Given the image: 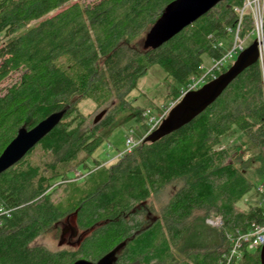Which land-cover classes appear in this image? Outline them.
Returning <instances> with one entry per match:
<instances>
[{"label": "trees", "instance_id": "16d2710c", "mask_svg": "<svg viewBox=\"0 0 264 264\" xmlns=\"http://www.w3.org/2000/svg\"><path fill=\"white\" fill-rule=\"evenodd\" d=\"M69 1L0 0V84L25 68L17 86L0 90V155L21 128L65 111L57 127L0 175V264H73L81 258L96 263L121 244L115 264H223L231 248L229 236L264 224L263 208L238 206L254 187L246 175L251 160L244 159L245 152L258 151L256 173L264 176L258 63L187 125L156 142L141 141L116 164L96 170L90 190L74 184L66 186L71 189L64 198L54 201L52 195L55 184L70 178L79 156L92 157L104 142L97 135L100 126L115 123L110 115L88 127L77 100L92 98L100 105H116L119 112L135 111L145 136V110L132 106L126 96L159 65L175 80L170 98L178 100L191 78L204 73V55L221 56L215 41L227 37L226 27L235 23L234 9L243 0L220 2L157 49L145 48L146 36L174 0L74 4L32 24ZM142 35L143 43L135 44ZM233 129L243 140L224 146L223 137ZM169 186L172 196L154 218L147 201ZM212 213L222 217V228L206 222ZM72 214L79 228L94 229L85 244L96 251L94 258L84 254L74 259L65 251L31 246L47 231L60 235L63 220ZM232 264H261L260 250L246 251Z\"/></svg>", "mask_w": 264, "mask_h": 264}, {"label": "rangeland", "instance_id": "374dc122", "mask_svg": "<svg viewBox=\"0 0 264 264\" xmlns=\"http://www.w3.org/2000/svg\"><path fill=\"white\" fill-rule=\"evenodd\" d=\"M101 0H70L67 4L63 5L60 9L51 12L47 16H45L42 20L33 22L32 24L40 23L41 21L51 18L62 11L67 10V8L71 7V5L79 4L80 6L87 7L89 5H93L99 3ZM142 37L135 38L133 42L138 45V43H143ZM0 46L4 40V38L0 37ZM249 42V40H247ZM252 42H249V45ZM237 58V57H236ZM204 63L202 67L205 70H208L212 67V57H208L204 55L203 57ZM236 60V59H235ZM2 64V60L0 59V66ZM25 68L22 66L19 71H15L10 74L1 84L0 90L6 92L17 86L20 82V78ZM202 75V74H201ZM176 82L173 78L168 77L167 73L164 69L159 65H153L148 73L140 79L138 83V87L136 90L132 91L130 94L126 96V99L134 106L135 108H139L140 110H151L152 115H161L162 111L171 105L172 102L176 100H172L170 98V94L172 89L176 86ZM120 98L115 99V104H120ZM77 106L82 115L83 119L86 122V125L92 128L94 125H99L105 118L108 116H114L115 123L111 128L102 127L97 131V135L101 136L104 142L94 151L93 156L90 157L89 154L83 153L77 159V163L73 166V170L71 171L70 178L68 180H64L55 184L56 187L52 197L54 201H58L61 198H64L68 193L71 187H66L68 185L79 184L81 187H85V189L90 190L92 188V184L90 183V178L96 172V170L104 167H109L111 165L116 164L126 153H130L132 150H127L126 148V140L130 137L136 142L144 141L143 139L150 134V128L148 133L145 136L139 132L137 125V118L134 115L135 111H120L116 105H100L94 99H78ZM116 106V107H115ZM106 112L103 117L95 123V119L102 113ZM147 122V120H145ZM132 128L133 130L129 131ZM110 135V136H109ZM97 136V137H98ZM144 137V138H143ZM243 140V135L237 129H233L228 132L223 137L224 146H232L234 144H239ZM138 143V144H139ZM246 150L244 149V152ZM258 151H251L244 153V159L247 160L249 158L251 161L249 162L250 168H246V175L250 179V181L254 184V187L244 196L242 201L238 203V206L241 209H248L251 206H261L264 207V198L257 191V187L264 183V176L257 175L256 167H260L261 163L256 160ZM256 162H253L255 161ZM251 162H253L251 164ZM83 165L82 168H79ZM78 166V167H77ZM241 167V165H238ZM242 167H247V165H243ZM79 168V169H78ZM84 182H87L85 184ZM75 188V187H74ZM173 187L169 186L161 192L152 194V197L147 201L152 208V216L156 218L161 214V209L164 205L169 201L173 193ZM2 209H0L1 212ZM4 213H9L8 211H3ZM222 219V217L216 216L214 213L210 217L207 218V223L215 228L214 222L215 219ZM223 221V219H222ZM70 223L73 228L77 230V234L75 237L70 238V233L64 236V241L62 244H59L61 241V234L56 235L54 230L47 231L43 235L36 238L32 243V247H45L52 251H65L72 258H80L84 254L89 255V257L94 258L96 255V251L92 247H85V244L89 238L92 237L94 229H83L79 228L76 223V216L74 214L70 215L67 219L63 220L61 224V230L67 226V223ZM86 253H83V251ZM70 258V257H69Z\"/></svg>", "mask_w": 264, "mask_h": 264}, {"label": "water", "instance_id": "95a60500", "mask_svg": "<svg viewBox=\"0 0 264 264\" xmlns=\"http://www.w3.org/2000/svg\"><path fill=\"white\" fill-rule=\"evenodd\" d=\"M224 0H174L170 3L162 17L155 23L146 36L145 48L157 49L167 43L188 26L206 15ZM264 45V42H263ZM259 61V42L254 40L243 50L235 62L216 79L204 84L197 90L186 92L179 102L170 110L161 124L145 138V142H156L165 136L179 130L190 123L198 115L212 105L223 91L247 68ZM106 112L96 119L97 123ZM65 111L51 114L33 128H21L16 137L9 143L0 155V175L20 162L29 151L35 148L62 121ZM67 228L62 230L61 241L67 234ZM77 230L71 228L70 238L75 237ZM124 244L117 246L105 254L96 263L87 259H78L73 264H115L117 254ZM260 262L264 264V246L260 250ZM139 264V263H137Z\"/></svg>", "mask_w": 264, "mask_h": 264}, {"label": "built area", "instance_id": "2783aa9c", "mask_svg": "<svg viewBox=\"0 0 264 264\" xmlns=\"http://www.w3.org/2000/svg\"><path fill=\"white\" fill-rule=\"evenodd\" d=\"M234 12L236 21L232 26L226 27L227 37L215 41L214 48L221 53V56L212 58V67L208 70L201 67L204 73L200 76L192 77L187 87L182 89L181 97L163 110L161 115H152L151 110H145L144 117L150 128L149 133L161 124L186 92L197 90L204 84L216 79L235 62L236 57L249 46V42L254 40L259 42L258 64L261 69L264 94V0H243L242 5L236 7ZM246 24H248L247 30L243 33ZM138 143L132 137L128 138L126 140L127 150H132ZM256 189L264 198V183ZM258 207L264 209L261 204ZM214 226L218 229L222 228V219H215ZM229 238L231 248L227 256L225 255L223 264H232L234 259L241 258L246 251L255 252L261 250L264 246V224H254L249 232H238L229 236Z\"/></svg>", "mask_w": 264, "mask_h": 264}, {"label": "flooded vegetation", "instance_id": "af4514ba", "mask_svg": "<svg viewBox=\"0 0 264 264\" xmlns=\"http://www.w3.org/2000/svg\"><path fill=\"white\" fill-rule=\"evenodd\" d=\"M64 228H67V231L70 233V230L72 228V225L68 222L67 226H65Z\"/></svg>", "mask_w": 264, "mask_h": 264}]
</instances>
